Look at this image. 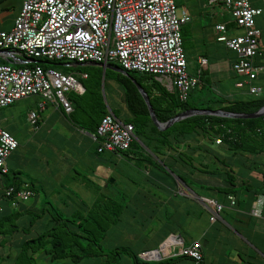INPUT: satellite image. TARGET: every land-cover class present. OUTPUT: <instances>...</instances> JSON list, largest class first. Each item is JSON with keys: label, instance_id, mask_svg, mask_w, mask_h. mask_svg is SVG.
<instances>
[{"label": "crops", "instance_id": "obj_1", "mask_svg": "<svg viewBox=\"0 0 264 264\" xmlns=\"http://www.w3.org/2000/svg\"><path fill=\"white\" fill-rule=\"evenodd\" d=\"M21 1L0 0V30L8 29L12 25ZM174 2L189 15V19L180 25L181 45L186 58V67L189 65L191 68L187 71L198 77L195 86L201 87L210 83L213 93L216 92L227 99H243L252 94L247 90L248 85L252 83L258 85L261 89L260 95H264V0H248L250 6L260 8V11L254 15V25L259 29V53L253 57V62L259 66V70L249 81L244 80L242 75L236 74L231 68L232 61L237 57L236 53L215 39L216 32L213 25L216 22H224L229 35L242 32L241 27L234 25L228 8L221 2L209 0H174ZM200 57H205L206 62H199ZM95 63L70 60L56 62L53 68L71 72L81 82L86 75L82 76L81 73L85 72L76 66L98 65ZM59 64L64 65L63 68L55 67ZM155 78L166 89L174 88L170 77L155 75ZM239 80H243L241 85L236 84ZM4 106L0 107V125L18 142L5 158L6 173L9 179L20 187L30 188L31 195L37 198V202L26 203L18 200L14 206H10L9 200L3 196L0 189V217L7 214L11 208L40 206L41 199L49 195H53L58 206L61 204L59 207L68 206L66 201L71 198L65 193L68 191L74 194L75 190L67 186V183L87 194L92 193L91 199L97 193L104 192L97 182L89 178L91 174L89 176L84 173V169L89 168L87 165L89 152L92 149L97 152V142L92 134L94 130L87 128L89 122L86 118L79 116V124H77L59 107L45 101L42 107H37V111L33 109L36 112V120L30 123L26 116L21 120L11 108ZM45 106L51 107L48 109L46 120L50 119L54 125L50 123L46 128V148L42 152L43 155L45 152L54 155V167L48 164L49 157L46 155L44 164L38 160L37 153L41 152L39 144H35L34 150L27 154L24 148L29 142L28 138L23 140L17 135L20 131L22 136L23 129L28 130V128L31 130L28 137H33L39 132L41 112ZM30 109L32 108L28 110ZM137 140L140 149L144 150L142 156H138L134 152L135 149L130 151L126 149L120 153L110 150L115 157H124L139 170L142 169L141 181L135 182L132 177H127L131 186L135 187H129L126 189L127 192H124L129 194L127 209L133 219L127 222V228L130 230L127 233H134L131 235L133 237L131 245H122L130 247L138 257L150 263L160 260L157 264H264V192L255 194L250 189H242L240 186L243 179H249L253 185L255 182L264 184L263 155L235 153L230 150H219L215 144H203V147L219 150L225 162L235 169L236 176L232 183L226 184L223 182L222 173L206 172L201 166L206 161L209 170L218 167L219 161L210 157L211 154L209 157L206 156L207 151L196 149L194 144L188 149L194 152L193 164L183 165L180 162L173 163L166 153L152 152L141 143L142 138ZM147 156L151 159L150 163L144 159ZM167 163L178 171L179 176L167 168ZM78 165H81L80 169L83 172L77 170ZM161 168L166 169L170 175L163 173ZM70 171L74 175L66 179ZM223 187L230 190L223 191ZM231 188H234L233 192ZM39 189L42 190L41 195ZM227 194L233 195V204L228 203ZM257 194L262 195L260 214L253 215L250 209ZM78 199L80 197L75 196L74 202L72 201L70 205H74ZM210 200H216L223 206L215 213ZM122 215L114 229L119 221L123 223ZM23 217L20 221L25 220ZM142 225H146L147 234L142 242H138L136 238L143 229ZM114 229L111 228L109 234ZM20 237V234L8 238L0 236L1 241L5 240L0 247L6 250L13 239ZM193 241L198 243L201 252V259L198 262L177 252L181 246ZM155 249L160 251L159 255L155 253ZM122 264L140 263L132 256H126Z\"/></svg>", "mask_w": 264, "mask_h": 264}, {"label": "built area", "instance_id": "obj_2", "mask_svg": "<svg viewBox=\"0 0 264 264\" xmlns=\"http://www.w3.org/2000/svg\"><path fill=\"white\" fill-rule=\"evenodd\" d=\"M221 2L229 10L235 26L242 32L229 35L224 22H216L215 39L233 50L237 57L232 70L251 80L259 70L253 57L259 53V29L254 15L260 8L250 6L248 0H209ZM189 15L183 8L176 12L174 0H22L21 6L8 29L0 30V107L28 94L42 97L39 107L49 101L69 112L72 107L67 92L81 93L83 85L68 71H61L38 63L36 58L75 62L115 61L125 70L170 77L180 101L198 77L186 69V58L181 45V23ZM205 63L206 58L200 57ZM85 76L86 73H81ZM243 80L236 82L241 85ZM249 93L260 94L258 85L250 83ZM26 117L36 120L33 109ZM93 137L97 151H120L128 148L134 137L133 127L110 110L102 114ZM219 139L215 138V142ZM17 139L0 125V174L6 171L5 158L17 145ZM10 206L26 199L30 188L1 184ZM234 203L231 194L226 195ZM216 213L223 204L210 200ZM262 195L257 194L250 212L260 214ZM180 254L201 258L196 241L181 246Z\"/></svg>", "mask_w": 264, "mask_h": 264}, {"label": "trees", "instance_id": "obj_3", "mask_svg": "<svg viewBox=\"0 0 264 264\" xmlns=\"http://www.w3.org/2000/svg\"><path fill=\"white\" fill-rule=\"evenodd\" d=\"M35 60L27 64L38 63L42 66L53 67L56 62H65L43 58H36ZM4 61L0 57V62ZM107 63L110 66L120 67L115 61H108ZM76 68L86 73V77L81 79L83 91L81 93L67 92L72 107L69 112L59 108L73 122L79 124L77 111L81 107V101H85V103L94 101L91 107L96 103H100L102 106L104 104L96 90L102 76L101 66L85 64L76 66ZM107 70L114 73L113 78L120 87L119 102L123 106V118L117 114V108H97L92 112L95 114V118L90 114L91 118L86 119L90 123L87 125L88 129L94 130L102 114L110 110L115 116L124 122H129L133 127L134 137L126 148L129 151L135 149L134 152L138 156H142L144 150L140 149L137 140V138H142L143 142L141 141V143L152 152L166 153L173 163L180 162L183 165H192L194 152L188 149L194 144L196 149L206 150L207 152L204 151L207 153L206 156L209 157L211 154L210 157L219 161L218 167L209 170H207L206 161L201 166L206 169V172L222 173L223 182L226 184L232 183L236 176L235 169L225 162L224 156L219 150L264 156V113L255 117H229L210 113H195L175 120L163 129H158L151 121L146 103L130 76L142 86L148 96L154 115L159 121H165L176 112L191 107L251 112L264 104V95L251 94L243 99H227L213 93V95L200 94L196 100H189V92L194 89V85L188 90L187 98L180 101L176 90L174 88L166 89L159 83L154 74L126 70L129 74L126 75L105 67L103 79L107 75ZM90 94L91 101L86 98ZM93 94H97L95 99ZM80 126L83 125L80 124ZM215 138H218L219 141L215 142ZM203 144H215L219 150L203 147ZM197 145L202 146L198 147ZM194 149L192 148V150ZM124 150L115 152L120 153ZM144 159L150 163V157L147 156ZM166 166L179 176L178 171L175 168L172 169L171 164L167 163ZM161 170L166 175H170L166 169L161 168ZM241 181L242 189H250L255 194L264 192L263 183L255 182L253 185L249 179ZM4 182L7 185H14L16 188L20 187L9 179L6 171L0 174V183L4 184ZM231 189L233 192L234 188ZM222 190L228 191L230 188L223 187ZM5 198L8 199V197ZM128 203V193L121 192L118 196H112L99 192L90 201L80 198L78 202L75 201L74 205H66V207H59L45 196L41 199L40 206L11 208L7 214L0 217V236L8 238L20 234L21 237L13 239L9 243L7 251H0V264L4 259L8 260V264H36L38 260L43 259L47 260L46 264H122L123 258L126 256H132L140 264L160 263V260L150 263V261L141 259L135 251L126 245H115L111 249L102 246L108 231L110 232L112 226L120 219L124 210L127 209ZM22 217L25 220L20 221ZM4 241L0 240V245L4 244Z\"/></svg>", "mask_w": 264, "mask_h": 264}, {"label": "rangeland", "instance_id": "obj_4", "mask_svg": "<svg viewBox=\"0 0 264 264\" xmlns=\"http://www.w3.org/2000/svg\"><path fill=\"white\" fill-rule=\"evenodd\" d=\"M180 7H178L176 5V12H179ZM64 65H56V68H63ZM102 68V67H101ZM109 68V67H107ZM187 70H191V68H189V65H187ZM112 69V68H110ZM115 71V69H112V71ZM114 73L107 70V75L105 77V79H103V73L102 76L100 78L99 81V85H97L96 90L97 92L100 94V100L102 101V103L104 104V106H102V104L100 103H96L93 104V106L91 107L92 103H85V101H81L80 102V109L77 111V114L81 117H84L86 119L91 118L90 114L93 118H95V114L92 113L93 110H97L100 108H117V114L119 115L120 118H123V109H122V104L119 102V94H120V87L118 85V83L116 82V80L113 78ZM102 80V81H101ZM210 83H206L203 86H195L194 89H191V91L189 92V96L188 99L189 100H196L198 98V96L201 94H206V95H213L212 92V88L209 85ZM216 93V92H214ZM97 94H93V97L95 99ZM217 95V94H215ZM86 98H88L89 101L92 100L91 94L89 95V97L87 96ZM98 99V98H97ZM42 97L37 95V94H28L26 96H22L14 101H12L9 104L6 105L7 108H11L14 113L18 116L19 119H23V117H25V113L26 110H28L29 108L34 109L35 111L38 110L39 108V104L42 101ZM5 107V106H4ZM38 107V108H37ZM95 108V109H94ZM43 112H41V120H40V124H39V132L33 136V137H28V135H30L31 130L28 128V130L23 129V135L20 136V131L18 137H21L23 140L24 138H28L29 142L26 143V147L24 148L27 152V154H29L30 151L34 150V145L35 144H39L40 148H41V152L37 153L38 156V160L43 162L44 164V158L45 155L48 158V164L51 167H54V155H50L47 152L44 153L43 152L46 148L45 146V139H46V135H45V131L46 128L50 125V123H52L54 125V122H51L50 119H47V113H48V109H51V107L49 106H45L43 108ZM92 109V110H91ZM91 110V111H90ZM36 113V112H35ZM27 120V119H26ZM22 123V121H21ZM24 142V141H23ZM36 142V143H35ZM31 143V144H30ZM93 148V147H92ZM113 152V151H112ZM89 158H88V162L87 165L89 166V168L84 169V173H86L87 175L91 176L89 178L93 179L95 182H97L101 188L102 191H104L105 193L112 195V196H118L119 193L121 192H127L126 189H128L129 187L135 188L134 185L131 186V183L127 180V177H132L133 180L135 182L141 181V175L142 172L139 170V168L135 167L132 162L127 161L126 159L121 158V157H115L114 155L111 154L110 150L107 149H103L102 151L99 152H94L93 149L92 151L89 152ZM86 157V156H85ZM87 159L85 158V161ZM39 163V162H38ZM77 167H79V169H77L78 171L83 172L80 167L81 165H78ZM74 175V173L72 171H70L69 173H67V176L65 177L66 179H70V176ZM64 183H66V181H64ZM103 183H106V185H103ZM67 186H69L70 188L74 189L75 192L74 194L69 193L68 191H66L65 194H67L68 196H70L71 199H67V204L68 206L72 203L73 199H75V196H78L80 198H83L86 201H90V199L92 198V193L87 194V192H83L81 190H78L77 188H74L72 184L67 183ZM42 190L39 189V194L41 195ZM62 193V191H60V194ZM43 194V193H42ZM63 196H65L63 194ZM48 199H50L52 202L55 203L54 199H53V195H49ZM26 203H30V202H37V198H34L33 195H29L26 199L23 200ZM61 202V201H60ZM74 202V201H73ZM73 205V204H72ZM61 206V204L59 205ZM129 209H125L123 212L122 217L123 218V223L121 221L118 222L116 228L114 229L115 225L112 226V228L114 230L111 231V233L108 234L105 237V239L102 242V246L107 248V249H111L113 246L115 245H121V244H127V245H131V240L133 239V237L131 235H133L134 232H130V234H128L127 232H129L130 230L127 228V222L128 220L132 221V217L131 215L129 216ZM126 221V223H125ZM122 223V224H121ZM143 229L139 232V234H137V240L138 242H142L143 238L146 237V225L143 226ZM110 235V236H109ZM109 236V237H108ZM109 238V239H108ZM0 251H5V249L0 247ZM7 251V250H6ZM47 260L43 259V260H38L36 264H46ZM1 264H8V260H2Z\"/></svg>", "mask_w": 264, "mask_h": 264}, {"label": "water", "instance_id": "obj_5", "mask_svg": "<svg viewBox=\"0 0 264 264\" xmlns=\"http://www.w3.org/2000/svg\"><path fill=\"white\" fill-rule=\"evenodd\" d=\"M93 63H95V62H93ZM95 64H98L99 66L102 67V73H103V70L105 67H109V68L115 69L116 71H119L123 74L129 75L125 69H123L121 67L110 66L107 62L102 61V62L95 63ZM130 79L135 84L136 88L138 89L142 98L144 99L146 106H147V109H148V112H149L150 119L158 129H163V128L167 127L168 125H170L173 121L178 120L184 116L195 114V113H210V114L229 116V117H255V116H258V115L264 113V104L261 105L256 110L251 111V112H231V111H226V110H223L220 108H195V107H191V108L183 109V110L176 112L174 115L170 116L165 121H159L156 119V117L154 115L153 109H152V107L149 103V100H148V96L145 93V91L143 90L142 86L133 77L130 76ZM146 253H147V251H146ZM155 253H157L159 255L160 251L158 249H155Z\"/></svg>", "mask_w": 264, "mask_h": 264}]
</instances>
